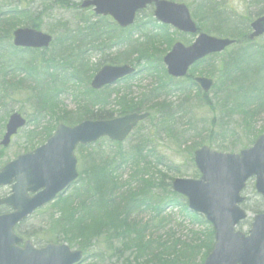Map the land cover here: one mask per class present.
<instances>
[{"label":"rangeland","instance_id":"rangeland-1","mask_svg":"<svg viewBox=\"0 0 264 264\" xmlns=\"http://www.w3.org/2000/svg\"><path fill=\"white\" fill-rule=\"evenodd\" d=\"M82 1H28L33 12L40 15L36 29L51 35L53 39L59 41L64 39L67 31L71 32L78 46L76 52H62L66 56L62 58V62L66 65L58 70L57 77L53 81L49 79L48 84L52 85L49 88L52 92L49 96L42 91L43 86L37 85L34 78L28 76L27 72L31 68L37 70V61L48 59V56L61 52L52 51V48H50L44 53H21L15 59L7 53L11 40L0 43V140L9 115L18 113L26 120V125L11 138L8 146L5 148L0 146V168L17 156L26 154L44 144L48 133H51L58 124H61H54L56 118L61 120L67 118L73 122V117H78L77 115L82 112L80 107L83 102L80 101L86 100L87 90L81 80H75L71 77L72 74H75V68L78 67L82 71V75L89 81L95 70L102 65L109 64L111 61H115L116 65L124 63L122 55L127 50L130 51H128L130 53L128 54L129 61L134 63L136 62L135 57L139 56L138 51L144 53L143 58H146L149 64L145 66V70L143 69L140 73V66L137 67L138 74L136 76L124 83L121 82L110 87L106 94L98 96L100 101H103L105 97L106 101L108 100L110 103L109 109L113 111L116 109L115 101L127 91L128 87L129 92L132 93L131 97H137L142 89L146 87H151L160 82L159 86L164 85L167 82V77H165V69L161 63L162 57L173 43L180 42L187 46L194 39L193 36L181 35L169 27L161 29L151 25V10L144 11L137 22L135 20L136 25L132 29L123 33L117 32L111 26V20H99V18L93 16L90 9L79 10L77 6ZM168 1L187 6L199 31L212 37L238 41L243 39L240 33L246 31L245 25L256 18L257 13L264 14V0H211L217 6L216 8L225 15L223 17L225 20L221 24L223 28L220 27V34H216L209 32L213 31L211 24H208L210 19L199 11L201 7H205L206 3L204 1L206 2V0ZM15 2V0H0V11L14 10ZM29 8L31 9V7ZM226 17H229V19H226ZM93 25L99 28V33L103 37V41H101L100 37L97 36L98 41L94 40V44L90 42L93 40L86 36L88 29ZM206 28H209V30H206ZM117 36H120L121 39H116ZM80 43L82 45L79 48ZM132 47H135L134 51H132ZM235 49L236 47H232L217 60L206 61L204 64L189 70V81L194 77L206 76L207 71L210 70L220 72L221 65L219 63L227 58L229 51ZM249 50H252L251 53L257 52V55L251 56L247 62L250 64L253 61H258L261 64L258 75L254 76L255 74L250 73L247 77L245 72L238 71L237 86L231 87L233 92L222 93L217 87L219 75L215 74L214 77H210L214 82V89L206 96L203 105L197 102L195 90L189 83H186V81L177 83L175 81V87L169 86L159 98L153 102L151 101V105L155 107L164 105L169 108L174 121L171 125L166 126L169 130L163 131L164 126L156 127L155 130L151 131L152 136L146 141L148 136L146 130L153 126V124L147 125L146 123L141 128L140 137L135 136L133 132L123 143V153L128 154L126 151H130V149L144 142L145 161L146 164H149L147 176L155 179V181H157V178L161 179V175H165L163 170L165 164L176 167L177 172L181 175L168 174L167 176L170 179H197L198 175L194 176L196 171L192 162V153L202 145L212 151L220 152L217 149L219 146L234 149L229 153H238L240 149L247 145L248 141L253 139L250 138L253 134L264 131V108L251 121L245 122L243 120L245 112L250 111V109L254 110V107L249 110L232 107L235 102L233 97L235 93L238 96L249 93L250 98L248 101H251L252 99L257 100L260 97L258 93L264 91V37L255 41ZM135 53L137 54L135 55ZM76 56H79V58H75ZM254 82H259L263 87L258 90L251 88L255 87ZM226 85L229 88L227 83ZM53 88L55 89L53 90ZM180 88L181 94L179 92ZM40 94H43L42 97H39ZM185 94H188L189 98H186ZM250 104L252 103L246 102V105ZM206 105L210 109L206 108ZM159 113L162 114L163 112ZM161 118H163V115H161ZM155 119H159V115L156 114ZM108 142V140L100 141L74 152L77 161L76 170L80 176L85 175L91 167L104 164L105 160H110V158H116V163H120L115 149ZM208 142L212 145H208ZM130 174L131 170L128 166L120 165L116 176L120 178L121 182H124L129 180ZM163 183L170 184V180L164 178ZM162 193L163 191H160L159 188L153 189L154 195L161 196ZM70 195H72V192L67 191L60 197L71 199ZM60 197V201L57 203L47 204L24 220L18 226L17 233L24 240L36 245L39 244L40 239L52 238L54 230L50 228V225L65 210V208H62L58 212L61 202ZM162 197L166 198L167 195H162ZM243 197L246 199L245 206L248 209H253L261 200L254 192L253 180L247 183ZM246 212L247 219L237 228L242 233L248 231L253 217V214ZM152 216L151 212L143 210L138 214L139 222L149 225L145 233L146 239L153 238V240H157V238H160L162 242H169L170 240L182 242L187 241L190 231L197 232V234L207 233L202 226L190 225L188 219L181 215L178 209L164 208L161 217L165 221L160 227H156L157 220L151 221ZM77 244L80 243L77 242ZM116 245L118 246L119 243ZM70 247L73 250L82 252L83 258L79 264H120V259L115 257L113 251H105L109 248L101 238L91 248H87L86 251L78 249L76 246ZM98 251L103 253L97 258ZM202 260L203 256H197L192 264H201Z\"/></svg>","mask_w":264,"mask_h":264},{"label":"water","instance_id":"water-1","mask_svg":"<svg viewBox=\"0 0 264 264\" xmlns=\"http://www.w3.org/2000/svg\"><path fill=\"white\" fill-rule=\"evenodd\" d=\"M151 3L158 21L170 23L182 33H195V26L182 5L158 0H93L84 1L80 7L93 6L95 14L110 15L124 27L132 23L137 10ZM250 27L249 40L263 35L264 16ZM12 36L13 46L17 48H47L51 42L49 36L30 29H18ZM231 44L230 40L206 35H199L188 48L176 44L163 59L167 74L183 77L190 65L210 54L222 52ZM131 73L127 67L105 66L93 78L91 88L98 90ZM195 83L203 92H208L211 87V81L207 79H196ZM146 117L131 114L110 121H85L73 128L59 125L42 147L18 157L0 171V186L10 184L12 179L15 181L12 195L2 202L14 213L0 217V264H74L80 260L81 254L70 253L66 246L48 245L43 250L33 251L27 244L25 252L30 256L13 253L18 240L13 236L12 228L77 178L72 155L76 145L94 143L103 137L120 142ZM24 124L20 115L12 114L0 145L6 147L10 137ZM193 162L199 179H176L172 182V190L186 199L190 212L202 215L213 228L214 245L204 264H264V214L254 217L248 236L234 232V227L245 219L239 208L243 201L240 193L249 178L254 177L255 191L264 198V135L238 155L220 154L201 147L193 153ZM40 189L43 191L34 198H26L27 192Z\"/></svg>","mask_w":264,"mask_h":264},{"label":"trees","instance_id":"trees-1","mask_svg":"<svg viewBox=\"0 0 264 264\" xmlns=\"http://www.w3.org/2000/svg\"><path fill=\"white\" fill-rule=\"evenodd\" d=\"M15 1L14 10L0 11V43L8 42L11 32L17 27H38L39 13L33 12V9L27 6L28 3H26V6L23 5V0ZM204 3H206L205 7H201L199 11L210 19L208 20V24H211L213 31L209 32L220 34V27L223 28L221 24L225 20L223 18L225 16L224 13L217 9V6L211 0H206ZM226 19H229V17H226ZM247 29L248 27L245 25V30ZM206 30H209V28H206ZM241 32L240 34L243 39L238 43L239 45L235 46L236 49L234 51H229L227 58L219 63L221 65L219 68L220 72L210 70L206 73L207 77H214L215 74L219 75L217 87L222 93L233 92L231 87L237 86L238 81L236 78L238 71L245 72L247 77L250 73L255 74L254 76L260 73L261 64L258 61H253L250 64L247 62L251 56H256L257 52L251 53L252 50H249V48L254 44L245 41L246 31ZM10 47L7 53L12 58L16 59L17 56L23 53ZM50 47L52 51H59L61 53L48 56V59L37 61V70L35 71L31 68L27 72L28 76L34 78L37 85L43 86L42 91L46 92L45 94L48 96L52 93L49 89L52 85L49 86L47 78L53 81L56 78V72L66 65V63L62 62V58L66 57L62 52L72 53L78 49L71 32L68 31L64 39L60 41L55 39ZM138 54L139 60H141L144 57V53L138 51ZM75 58H79V56ZM216 58L214 56L208 58L201 62L199 66L206 61H212ZM48 71L52 73L50 74ZM78 71V67L74 69L76 76L81 74ZM226 83L229 85V88ZM251 88L261 89L257 87ZM158 92L159 90L156 89L153 95L154 92L147 90L146 93H143V95H140L135 100L122 97L118 111L114 113L121 115L130 112L149 111L151 115L147 123L157 121L158 119H155V115L157 114L160 118L159 124H162L163 121V131L169 130L166 126L173 121L169 108L164 105L156 106L157 108L155 106H148L152 99L157 97ZM90 94L93 93L89 92V95L86 96L85 104L80 107V111L82 110V112L77 115L78 117H73V122H79L81 119L107 120L113 117L114 113L108 111V105L105 104V101L99 102L97 96ZM248 94L238 96L235 93L233 95L235 99L233 108L249 110L254 107V110L250 109V111L245 112V116L243 117L245 122L251 121L264 108V94L263 97H258L257 100L252 99L251 101H248L250 98ZM42 95L40 94L39 97H42ZM206 98L205 95L197 94V102L201 105H203L202 103ZM246 102H251L252 104L246 105ZM206 108L210 109L208 105H206ZM161 115H163V118H161ZM63 120L56 118L54 123L59 121L72 123L71 119L65 118ZM153 128H155L154 125ZM149 133H151V130ZM262 133L264 131L255 133L250 138L254 139ZM137 137L139 136L137 135ZM147 140L149 139L147 138ZM252 141H248L247 145L243 148L252 144ZM207 144L212 145L210 142ZM110 145L115 149L120 163H116V158H110V160H105L104 164H97L91 167L85 175H81L73 187L71 199L69 198L60 202L58 211H61L62 208H65V210L61 212L59 218L51 223V228L54 229L53 237L44 239L54 243L65 242L70 246H77L81 250H86L101 238L107 248H109L105 251H113L115 257L120 259V264H192L197 256H203L204 258L212 245V232L210 229L204 234L191 232L187 241L181 242L176 240L173 242L170 240L169 242H162L160 238H157V240H153V238L146 239L145 233L149 225L142 224L138 220V214L142 210L151 212L153 214L151 221L157 220L156 227H160L165 221L161 217L162 211L165 207H169L170 209L177 208L186 219L190 217L191 224L205 226L201 218L187 213L184 200L171 192L169 184L163 183L164 178L172 180L167 176L168 174L180 175L177 172V168L165 164L163 166L165 175H161V179L157 178V181H155V179L147 176L149 164H146V156L143 154L144 142L130 149V151L128 150V154L121 151V144ZM217 149L224 153L234 150L219 146ZM158 162L160 161L158 160ZM120 165L130 168L131 174L128 181L121 182L120 178L116 176ZM194 176L196 177L197 173H194ZM156 188L163 191L162 195H167V197L154 195L153 189ZM160 197L162 198L160 199ZM242 209L253 215H257L264 212V202L260 200L253 209H248L245 203H243ZM56 229H58L57 232ZM42 241L43 239H40V242ZM77 242L80 244H77ZM117 243H119L118 246H116Z\"/></svg>","mask_w":264,"mask_h":264},{"label":"flooded vegetation","instance_id":"flooded-vegetation-1","mask_svg":"<svg viewBox=\"0 0 264 264\" xmlns=\"http://www.w3.org/2000/svg\"><path fill=\"white\" fill-rule=\"evenodd\" d=\"M10 190V187L0 189V201L9 196ZM10 212V209L6 208L5 206H0V215L9 214Z\"/></svg>","mask_w":264,"mask_h":264}]
</instances>
